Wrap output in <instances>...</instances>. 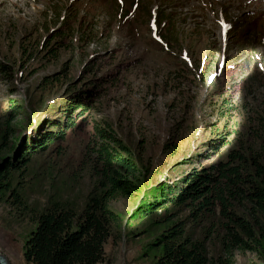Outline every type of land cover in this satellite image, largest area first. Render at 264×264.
Returning a JSON list of instances; mask_svg holds the SVG:
<instances>
[{
    "label": "rangeland",
    "instance_id": "374dc122",
    "mask_svg": "<svg viewBox=\"0 0 264 264\" xmlns=\"http://www.w3.org/2000/svg\"><path fill=\"white\" fill-rule=\"evenodd\" d=\"M91 87L65 137L27 156L25 144ZM9 121L2 156L29 158L8 181L23 205L0 188L9 264H30L35 215L53 203L80 213L102 192L96 125L110 127L138 170L129 177L138 191L109 202L119 219L99 264H159L156 239L181 221L218 264H264L260 251L224 255L223 220L194 223L174 206L147 213L153 188L264 138V0H0V139Z\"/></svg>",
    "mask_w": 264,
    "mask_h": 264
},
{
    "label": "trees",
    "instance_id": "16d2710c",
    "mask_svg": "<svg viewBox=\"0 0 264 264\" xmlns=\"http://www.w3.org/2000/svg\"><path fill=\"white\" fill-rule=\"evenodd\" d=\"M96 96L95 88L79 92L68 105L64 115L53 121L39 140L25 144L27 156L40 153L52 143L65 137V129L72 126L70 110L84 108ZM10 121L0 142V188L10 191L15 205H23L19 195L10 190L11 174L29 158L2 156L10 132ZM96 160L100 165L102 192L89 198L84 209L77 213L61 203H53L34 216L35 229L24 243V258L30 264H99L105 259V245L112 237L118 215L109 208L117 195L130 197L138 191L137 167L126 157L127 148L116 138L109 126H95ZM255 145L242 142L228 153L226 161L207 167L193 168L173 184L162 183L151 190L152 200L147 213L154 214L167 206L189 210V218L196 223L202 219L223 220L221 227L222 252H258L264 259V138L255 134ZM223 140H211L208 146L217 149ZM206 154V153H205ZM197 159L208 160L204 155ZM130 174V175H129ZM242 211V212H241ZM185 221L174 224L155 241L162 249L159 264H218L208 256L204 241L185 234ZM227 262H225L226 264Z\"/></svg>",
    "mask_w": 264,
    "mask_h": 264
},
{
    "label": "water",
    "instance_id": "95a60500",
    "mask_svg": "<svg viewBox=\"0 0 264 264\" xmlns=\"http://www.w3.org/2000/svg\"><path fill=\"white\" fill-rule=\"evenodd\" d=\"M0 264H9L7 258L2 253H0Z\"/></svg>",
    "mask_w": 264,
    "mask_h": 264
}]
</instances>
